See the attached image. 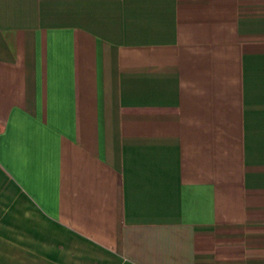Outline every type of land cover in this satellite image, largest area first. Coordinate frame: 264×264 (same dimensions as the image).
Instances as JSON below:
<instances>
[{"label":"crops","instance_id":"obj_1","mask_svg":"<svg viewBox=\"0 0 264 264\" xmlns=\"http://www.w3.org/2000/svg\"><path fill=\"white\" fill-rule=\"evenodd\" d=\"M94 258L264 264V0H0V264Z\"/></svg>","mask_w":264,"mask_h":264},{"label":"rangeland","instance_id":"obj_2","mask_svg":"<svg viewBox=\"0 0 264 264\" xmlns=\"http://www.w3.org/2000/svg\"><path fill=\"white\" fill-rule=\"evenodd\" d=\"M93 260H94V264H97V261H96L97 259L94 258ZM78 264H82V261H79Z\"/></svg>","mask_w":264,"mask_h":264}]
</instances>
